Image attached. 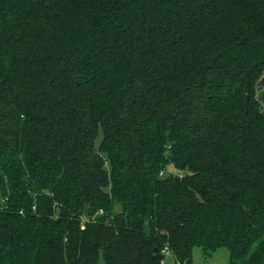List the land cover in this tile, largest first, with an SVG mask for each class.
Segmentation results:
<instances>
[{"label":"trees","instance_id":"obj_1","mask_svg":"<svg viewBox=\"0 0 264 264\" xmlns=\"http://www.w3.org/2000/svg\"><path fill=\"white\" fill-rule=\"evenodd\" d=\"M195 246L264 264V0H0V264Z\"/></svg>","mask_w":264,"mask_h":264},{"label":"rangeland","instance_id":"obj_2","mask_svg":"<svg viewBox=\"0 0 264 264\" xmlns=\"http://www.w3.org/2000/svg\"><path fill=\"white\" fill-rule=\"evenodd\" d=\"M174 171V169H172ZM165 261L173 263L171 255H165ZM229 251L225 247L218 248L210 253L208 257L204 255L203 249L199 246L193 247L191 264H229ZM97 264H104L103 259H100Z\"/></svg>","mask_w":264,"mask_h":264},{"label":"built area","instance_id":"obj_3","mask_svg":"<svg viewBox=\"0 0 264 264\" xmlns=\"http://www.w3.org/2000/svg\"><path fill=\"white\" fill-rule=\"evenodd\" d=\"M82 221H84L83 218H82ZM162 252H163L164 255H171V256L173 255L171 249L168 246V244L164 245V247L162 249Z\"/></svg>","mask_w":264,"mask_h":264},{"label":"water","instance_id":"obj_4","mask_svg":"<svg viewBox=\"0 0 264 264\" xmlns=\"http://www.w3.org/2000/svg\"><path fill=\"white\" fill-rule=\"evenodd\" d=\"M156 251V250H155Z\"/></svg>","mask_w":264,"mask_h":264}]
</instances>
